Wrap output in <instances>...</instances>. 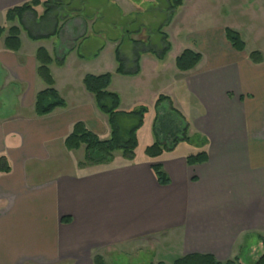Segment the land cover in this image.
Returning a JSON list of instances; mask_svg holds the SVG:
<instances>
[{"label": "crops", "instance_id": "crops-1", "mask_svg": "<svg viewBox=\"0 0 264 264\" xmlns=\"http://www.w3.org/2000/svg\"><path fill=\"white\" fill-rule=\"evenodd\" d=\"M30 1L0 0V156L10 168L0 173V264H93L94 254L106 262L110 250L146 247L147 240L173 243L180 257L208 255L223 264L239 257L248 238L263 241L264 54L252 63L249 54L231 48L224 27L201 29L173 45L166 33L171 23H163L170 50L159 61L147 51L144 24L128 30L108 14L113 7L140 14L136 0H57L47 16L45 0H38L34 13L5 20L8 10ZM164 2L168 13L171 0ZM11 27L19 30L17 51L4 45ZM136 44L138 73L131 76ZM38 49L54 62L63 59L49 72L65 107L42 117L34 112L35 96L47 89L37 76ZM184 50L201 59L179 72L175 59ZM117 56L125 75L116 73ZM105 74H111L108 91L119 96V111L148 109L133 161L117 152L107 165L81 172L80 161L74 175L40 178L46 163L73 152L64 147L73 125L109 139L107 117L82 84L86 75ZM159 96L168 100L155 107ZM184 124L187 141L155 160L144 155L157 134L169 142ZM201 152L206 162L188 166L185 158ZM153 164L161 166L167 186L157 183Z\"/></svg>", "mask_w": 264, "mask_h": 264}, {"label": "trees", "instance_id": "trees-1", "mask_svg": "<svg viewBox=\"0 0 264 264\" xmlns=\"http://www.w3.org/2000/svg\"><path fill=\"white\" fill-rule=\"evenodd\" d=\"M57 0H45L42 3L44 7V15L47 16L53 11V5ZM183 0H171L168 7V15L173 16L174 11L181 6ZM41 5L38 0H31L29 3H25L20 7L10 9L5 14V20L7 22H13L15 19L21 20L22 16L26 12H33V8ZM168 24V23H167ZM165 25L160 26L157 33L161 37L163 47L158 51H153L148 48L147 51L153 54L159 61H163L166 54L170 50V44L167 36L163 32ZM4 33V29L0 28V37ZM224 35L226 41L230 44L231 48L237 52H243L245 45L241 40L238 33L226 28L224 29ZM19 30L18 28L11 27L7 31V37L4 39V45L6 49L11 51H17L20 46L19 42ZM48 37V36H47ZM31 39L37 40L40 37H32ZM140 53L139 44H136L135 50V71L128 74L134 76L138 73V54ZM36 61L38 63L37 76L46 84L47 89L38 93L34 99V112L37 117H42L52 113L55 109L64 108L65 103L59 97L57 92L53 89V79L49 72V66L55 64L56 66H62L63 59L52 61L44 49H38L36 52ZM201 59L200 54L191 50H184L175 59V68L179 72H188L194 69ZM248 59L254 63H260L262 57L259 52H252L249 54ZM118 68L116 73L125 75L123 64L120 58L117 56ZM111 83V74H105L101 76L86 75L82 84L84 89L93 96V100L96 108L102 114L107 117V124L110 131V137L107 140L99 139L94 133L87 130V128L77 123L73 125L71 132L64 140V147L68 151H77L83 148V160L80 163L81 167H94L99 165H107L113 159L114 153H121L124 160L131 162L134 159V151L137 147L136 131L141 127L144 116L147 113L145 106H139L129 112L119 111V96L115 93L108 91V87ZM168 100L166 97L159 96L155 107H158L161 101ZM170 104V102L168 101ZM174 109L171 107V111ZM175 111V110H174ZM177 114V112L175 113ZM125 118L123 123L119 122V118ZM157 120V126L159 124ZM155 125L154 131L157 132L158 128ZM187 126H182L181 133L174 135L169 142H160V139L154 144L147 146L144 150V155L151 160L158 159L163 154L171 152L173 148L181 142L188 140L186 134ZM159 135L157 134V139ZM205 152L189 155L185 158L188 166H194L206 162ZM10 171L7 160L4 156H0V173H8ZM151 171L160 186H167L169 180L164 174L159 164H153ZM62 223H68V219H62ZM264 246V245H263ZM93 264H105L103 258L99 254H94L92 257ZM161 264V263H159ZM172 264H221L215 261L214 258L208 255H187L178 258ZM223 264H241L238 256L223 263ZM254 264H264V251L258 256Z\"/></svg>", "mask_w": 264, "mask_h": 264}, {"label": "rangeland", "instance_id": "rangeland-1", "mask_svg": "<svg viewBox=\"0 0 264 264\" xmlns=\"http://www.w3.org/2000/svg\"><path fill=\"white\" fill-rule=\"evenodd\" d=\"M136 1H140L142 9L140 14L122 15L117 7H113L108 14L119 25L129 28L128 30L144 24L150 43L147 48L159 49L161 47L162 41L157 28L163 23H171L166 33L173 45L185 42L186 38L193 36L201 29L212 30L224 27L239 34L245 45L246 55L252 52L264 54V0H187L183 3L175 21L165 10L167 7L165 0ZM227 3H230L233 9L230 10ZM172 120L177 124L175 119ZM64 154L63 160L57 158L46 163L45 169L39 175L40 178L52 174L74 175L79 172L75 165L83 159V148L70 153L65 151ZM79 168L81 172L86 169ZM153 242L155 241L147 240L146 247L134 244L127 248L112 249L106 256V262L103 260L105 264H172L180 258V252L173 243L162 242L157 245ZM263 245L264 240L261 241L255 237L248 238L239 252L241 264H254L264 251Z\"/></svg>", "mask_w": 264, "mask_h": 264}]
</instances>
